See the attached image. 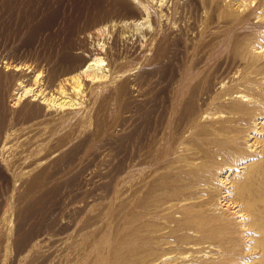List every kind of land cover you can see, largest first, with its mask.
Here are the masks:
<instances>
[{"label":"rangeland","instance_id":"rangeland-1","mask_svg":"<svg viewBox=\"0 0 264 264\" xmlns=\"http://www.w3.org/2000/svg\"><path fill=\"white\" fill-rule=\"evenodd\" d=\"M42 1L0 0V75L11 73H3L4 62L11 67L9 70L24 66L22 80L31 83L34 75L40 74L34 88L55 95L57 88L51 85L67 76L63 72L68 67L66 56L101 45L105 46L101 56L109 72L106 78L90 83L89 88L84 87V92L76 95L81 98L76 99L80 105L72 110L35 118L31 104L8 116L10 139L0 154V264H29L36 250L45 252L47 257L42 263L41 257H35L34 264H93L107 258L106 252L122 242L124 232L134 230L141 221L152 223L160 231L157 235L161 236L162 249L158 254L163 258L173 264H212L211 259L228 252V246L220 240L201 239L200 243L185 244L174 239V235L171 237L169 232L176 226L173 222L181 219L184 208L186 214L191 209L196 219L203 217L216 223L220 216L221 222L232 225L228 232L233 239L234 260L229 264H248L258 258L264 246L262 234L256 233L257 228H264V181L259 177L264 174V164L258 162V152L263 147L259 140L264 138V111H256L243 125L227 124L239 128L235 134L237 143L238 133L241 138L240 158L227 162L234 164L232 173L223 172L227 166L224 158L217 156L215 149L207 152L203 138L188 133L190 125L186 124V115L182 116L191 88L197 92L199 114H205L200 121L196 119L193 129L199 130L215 116L212 113L218 107L217 104L215 108L216 102L222 101L219 98L213 102L216 96L227 99L229 90L237 87L238 91L241 87L237 71L246 70L244 66L256 55L250 47L238 58L235 55L236 61L225 55L230 33L218 19L220 11L225 13L227 9L237 16L252 10L257 0H246L250 7L247 5L244 10L243 0H204L207 8L204 6L198 13L185 12L181 19L177 14L174 26L175 20L168 27H142L143 32L155 35L153 40L148 38L150 34L146 39L138 34L139 38L127 44L120 37L115 45L117 28L108 29L111 37H105L95 28L88 30L83 23L55 21L84 16L85 11L77 6L81 0H58L57 4V0H50L49 12H45ZM50 16L54 21L47 22ZM186 20L190 26L194 23L195 34L186 29ZM178 30L186 34L181 40L174 39ZM164 46L170 49L169 54L156 58L154 51ZM241 56L242 63L238 60ZM239 65L242 69L237 70ZM203 79L206 81L202 85ZM235 82L238 86H232ZM221 83L226 84L227 92ZM17 85L16 80L4 82L2 78L0 98L4 106L19 92ZM199 85L210 90L212 99L214 96L205 106L200 101L204 88ZM71 87L67 83L62 90L68 97H73ZM216 116L210 121L214 123ZM202 161L204 164H200ZM240 163L249 167L243 171ZM178 165L174 171H186V183L192 187L186 191V202L183 198L172 200L174 203L162 199L154 207H142L148 195L157 198L166 193L167 177ZM42 173L41 188L29 195L30 186ZM228 174L236 184L224 182ZM156 184L161 185L157 191L152 189ZM48 192L52 195H46ZM169 205L175 208L171 210ZM195 232L203 230L186 228V234L196 236ZM22 239L28 243L25 250L18 252L15 245ZM255 239L254 253H250Z\"/></svg>","mask_w":264,"mask_h":264},{"label":"bare ground","instance_id":"bare-ground-1","mask_svg":"<svg viewBox=\"0 0 264 264\" xmlns=\"http://www.w3.org/2000/svg\"><path fill=\"white\" fill-rule=\"evenodd\" d=\"M243 1H246V0H243ZM57 2L58 0L55 2V4H57ZM206 3L204 0H81L80 4H77V6L79 5L78 6L79 9H83L85 11L84 16L74 17L72 20L71 18H66V19L55 18V21H58V22L61 21L62 23L70 22V21H73L74 23L75 22L83 23V25H86L85 27H87L88 30L95 28L96 33H99L100 35H103V36L105 35V37L107 35H108L107 37H111L110 36L111 33L109 35L108 29L116 30L115 28H117L119 29V32L118 34H116V36L114 35L115 36L114 45L117 44V42L120 40V37L124 38L125 42L122 38L121 40L123 41V43L127 44V42L129 41L136 40L137 38L135 39V37L139 38V35H141L140 38L143 39L147 37V35L150 34V33L147 34L146 30H145L146 32L145 31L143 32L142 27L145 26L147 28H150L149 25H152L153 27L157 25L168 27L167 25L175 20V17L177 14H178V18L181 19L183 18L182 15L185 12H189V13H191L192 11L197 12L199 9L203 8L204 6L206 7L207 6ZM246 3L247 1L245 3L243 2V5H242L243 10L248 7L247 5H249L248 3L247 4ZM50 5H51L50 0L42 1V6L45 9V12H49ZM215 6H218V4ZM244 11L246 12L241 13L239 16H237L234 12H232L229 9H227L225 13L224 12L222 13V11H220V15L218 19L219 23L224 28H226L225 30L226 31L228 30L230 33V36H228L230 38V41L228 42V46L226 48L227 52H225V55L229 54L231 55L230 57H232L233 59H235L234 56L237 55V58H238L240 56V52H243L247 47H250V50L253 51V53L256 55L253 61H251L249 65L244 66L245 69L247 68L246 70L237 71V73L240 72L239 74L240 78L237 80L238 75L236 74L237 78L235 79L239 82V84L242 81L241 87L243 86L244 88L240 90L241 87L239 86L240 88L238 91H236L238 89L237 87H236L237 89L233 88V90L231 91L229 90L228 92H231V93H233L232 91H236V92H234L233 94L229 93L230 95L229 97L227 96L228 97L227 99L225 98L226 97L225 95H224L225 97H223L218 94L215 98V101L213 102H216L219 98L222 101H219L218 103L216 102L215 108L217 107V104H218V107L217 109H215V113H212L215 116L217 115L216 116L217 118H215L216 120L214 119V123H213L212 121L215 116H213L212 119L209 117L210 120L212 121H210L207 117H205L204 120L208 119L209 123L207 122L208 125L207 123H205V125L202 126L199 130L193 129L198 123L196 119L199 118V121H200V119H202L203 115L205 114L203 113L199 114L200 105H198V101L196 100L197 92L195 93V90H193L194 88H191L192 90L189 96L187 97V101L185 103L186 108L184 107L186 109V112L184 110L185 114L182 115L184 117L186 115V118H185L186 124L188 123V125H190V128L188 129H191V130L187 129L189 131L188 133H190L191 136L203 138L204 142L206 143L207 152H210L211 148L215 149L216 155L224 158L223 161L228 166V167L226 166V169L223 170L224 173H229V172L232 173L231 165H234V164H230L227 162H231V161L235 162L236 159L240 158L241 152L239 151H241V144H240L241 138H240V134L238 133V143H237L235 134L238 132L239 128L238 129L235 128L236 126L235 123L238 125H243L245 120L249 119L252 114L256 113V111H259V110L264 111V0H257L256 6L253 7L252 10L247 9ZM237 18L239 19L238 23H236ZM209 20L210 22H213L212 17H209ZM49 21H54V19L50 16L47 22ZM177 22L178 21L175 20L174 24L172 23V26H174ZM185 23H186V29L191 32L193 31V33L195 34L194 23L191 24V26L188 23V20H186ZM178 26L176 25L177 28ZM185 35L186 34L182 30H178V36H176L174 39L181 40L182 37H184ZM168 36H169L168 38H170L171 34ZM148 38H152L153 40V38H155V35L150 34ZM166 38L167 37L165 36L164 39ZM103 46L104 45H101L100 48L98 49H95V48L94 49H90V48L82 49L81 51L77 53L71 54V56H66V58L64 59L65 60L64 62L68 63V67H66V69L63 72H66L67 76L63 78L62 80L58 81L57 83L51 85L52 87L57 88V92L55 93V95H52L50 91L48 93H44V90H41V88L39 87L37 89L34 88L37 85V80L39 78L38 76L40 74L36 76L34 75L32 82L28 83L27 81L25 82L24 80H22L23 79L22 76L25 71L24 66H21V65L13 66L12 70H9V68L11 67L7 63L4 62L2 64V66L4 67L3 73H7L9 71H11V73L9 75H0V82L2 78L4 82H6V80L8 79L16 80L18 84L17 88L19 92L14 94L11 97V100L5 106H4L3 98L2 99L0 98L1 99L0 100V154H2V151L4 150L5 146L8 144L9 142L8 139H10V135L8 134L10 131V123L8 122V116L12 112L17 111L19 109L30 107L31 104H33V107H31V109H32V114L35 115V118H44L50 113H55V115H57L58 113H61L63 110L69 109V108H71L72 110L73 107L80 105V102H77L76 99L79 100L81 98L80 96L79 98H76V95L78 96V94L83 91L84 87L85 89H87L89 88L90 83L99 82L107 77L109 69L106 66L107 64L104 63V57L101 56L104 53L103 49L105 48V46L104 48ZM199 49L201 50V48ZM169 52H170V49L164 46V47H160L159 49H156L153 55L156 56V58H158V57L166 56L167 54H169ZM225 59H226V56H225ZM238 60H240L239 62L242 63L244 61V58L241 56ZM62 68L63 67H61V69ZM240 68L241 66L237 68V70ZM59 75L60 74H58L57 78L59 77ZM203 80H204L203 82H200L201 84L206 81L205 79ZM231 81H234V79ZM67 83L72 85L70 91L73 97H68L62 92L63 87L66 86ZM197 83L199 84V81ZM43 84L45 83L43 82ZM204 85L206 86L207 83ZM224 85L226 86L225 83ZM224 85L222 84L221 86L225 88ZM235 85H237L236 82L232 86H235ZM205 86H201L199 88L202 89ZM227 86L229 88V85ZM224 90H226V88ZM206 91H205V88H204V91H201V92L199 91L200 95H202L203 97L201 98V100L198 98L201 101V104H203L204 106L206 103L208 104L209 99L211 101L214 99V96L212 99V97H210L211 94L210 95L208 94L210 90L208 92ZM222 93L220 91V94ZM227 94L228 93H226V95ZM56 95H58V97H56ZM221 97L225 99L223 100V98ZM206 116H209V114ZM259 117L263 119V116H259ZM230 122H235L234 123L235 126L233 125H231L232 127L228 126L227 124ZM257 140L258 138H255L254 142H256ZM259 141L263 143V147H261V149L258 152L260 155V160H258V162L264 164V138H261V140ZM253 147L254 145L252 147H249V149ZM208 158H209V155H208ZM179 159L180 158H177V160ZM200 164H204V162L202 161ZM238 165L240 167L239 169L243 171L249 167V165L246 163H243V164L240 163ZM193 166H197V164H193ZM178 167L180 166L178 165L176 169L173 167L171 168H173V171H174V170H177ZM1 168L0 170H3ZM184 168H186V164ZM173 171L170 172L169 176L167 177L168 182H167L166 193L163 195H158L157 198L156 196L150 197V195H148L146 199L142 201V204H141L142 207L144 208L150 207V206L154 207L162 199H168V200L171 199V201L173 200L174 202H175V199L178 200V198H183V201H184V198L186 199V191L190 192L192 189L191 185L189 183L188 184L186 183V171H183L181 173L176 172V171L173 172ZM262 171H264V169ZM43 175L44 173L40 174V176H38L33 181L32 185L29 188V192H28L29 195L34 193L35 191L37 192V188L42 186L41 182H42ZM229 175L230 174H228V176L224 178V182H228L227 185H232L234 178L233 177L230 178ZM201 176L199 177L198 175V178L204 179ZM259 177H261V179L264 181V174L260 173ZM222 182L223 181H221V183ZM234 183L236 184L235 181ZM160 186H161L160 184H156L155 186H153L152 189L157 191ZM48 194L49 192L46 195ZM50 194L52 195V192ZM43 196L41 198H44ZM42 201L44 202V200ZM173 201L172 203H174ZM180 202L181 204H183L182 201ZM170 205L168 207L169 209L175 208L174 205L172 207H170ZM190 211L191 209L188 210V213L186 214V208L181 209L180 214L182 215L180 216L182 217L181 219L174 221L175 223L173 222V220L170 219L173 222V225L176 224V226L175 225L172 226L174 228L171 229V232L168 231L169 233L172 234L171 237H173L174 235L176 237V238L174 237V239H177L178 241L185 243V244L186 242L196 243V241H199L200 243L201 239H208V241L209 240L216 241V239H218L221 241V243L224 246H228V252H225L222 256H219L215 259H211L210 263L229 264L230 262H232L234 260V254L231 249V246L233 245V239L231 237V232H228L230 229L229 227H232V225L228 224L229 226H227L226 224L221 222L220 216L216 217V223H213L212 221L209 222L207 219L203 217L196 219L194 218L193 214ZM177 213H179V211ZM135 216L137 219L139 218L141 219L140 215L139 216L135 215ZM20 221H21V218H20ZM187 227L189 229L191 227L201 229L203 230V232H195L197 235L195 236L194 234L191 236L189 234H186ZM157 229L158 228H156V226L150 222H147V221L146 222L141 221V223L138 222L134 230L124 232L125 234L124 236H122L123 240L119 245L116 244L115 246H113L106 252L107 258H103L101 261H98L93 264H173L172 263L173 261H170L169 258H163L162 255L158 254L162 248H160L161 236L159 237L157 235L159 231ZM183 230L184 232H182ZM256 231H259L256 233L262 234V238L264 239V228H257ZM237 233L238 232H233L234 235H236ZM160 234H163V233L161 232L159 233V235ZM200 235L202 238L200 237ZM250 238H253V237H250ZM256 242H257V239H255V241L251 243L250 253H254L253 247H254V243ZM27 243L28 242L26 239L20 240L17 243V245H15L16 250L18 252L25 250ZM37 245L38 243L36 244V247ZM37 256L41 257L42 259L40 263L44 262L47 257L45 252H39L38 250H36L34 254L32 255V257L30 258L29 264H34L33 260ZM256 257L258 258L252 259L248 264H264V246L260 248V254L259 256H256Z\"/></svg>","mask_w":264,"mask_h":264}]
</instances>
